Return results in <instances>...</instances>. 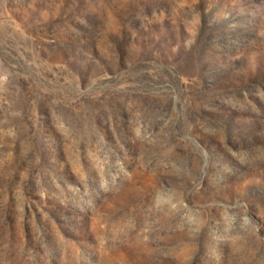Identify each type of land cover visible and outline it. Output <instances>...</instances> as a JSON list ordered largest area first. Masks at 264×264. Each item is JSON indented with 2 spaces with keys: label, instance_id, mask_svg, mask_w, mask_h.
I'll use <instances>...</instances> for the list:
<instances>
[{
  "label": "rangeland",
  "instance_id": "1",
  "mask_svg": "<svg viewBox=\"0 0 264 264\" xmlns=\"http://www.w3.org/2000/svg\"><path fill=\"white\" fill-rule=\"evenodd\" d=\"M0 264H264V0H0Z\"/></svg>",
  "mask_w": 264,
  "mask_h": 264
}]
</instances>
